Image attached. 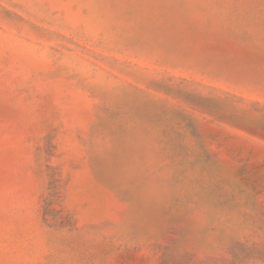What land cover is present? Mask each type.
I'll use <instances>...</instances> for the list:
<instances>
[{
	"label": "rangeland",
	"instance_id": "1",
	"mask_svg": "<svg viewBox=\"0 0 264 264\" xmlns=\"http://www.w3.org/2000/svg\"><path fill=\"white\" fill-rule=\"evenodd\" d=\"M0 264H264V0H0Z\"/></svg>",
	"mask_w": 264,
	"mask_h": 264
}]
</instances>
